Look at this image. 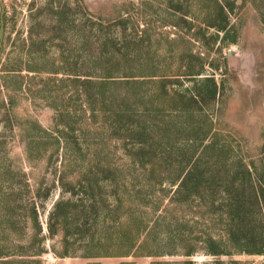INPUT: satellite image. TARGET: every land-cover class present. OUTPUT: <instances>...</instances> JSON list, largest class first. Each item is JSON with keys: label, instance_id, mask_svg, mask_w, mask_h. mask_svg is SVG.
<instances>
[{"label": "rangeland", "instance_id": "374dc122", "mask_svg": "<svg viewBox=\"0 0 264 264\" xmlns=\"http://www.w3.org/2000/svg\"><path fill=\"white\" fill-rule=\"evenodd\" d=\"M190 170L200 196L172 202ZM248 172L264 0H0V264H264Z\"/></svg>", "mask_w": 264, "mask_h": 264}, {"label": "trees", "instance_id": "16d2710c", "mask_svg": "<svg viewBox=\"0 0 264 264\" xmlns=\"http://www.w3.org/2000/svg\"><path fill=\"white\" fill-rule=\"evenodd\" d=\"M82 83L84 85V84L90 83V81H83ZM99 84L103 85L105 83L102 81V83H99ZM214 90H215V92L217 91V85H215V89ZM233 164L235 165V164H238V163L237 162L235 163V161H234ZM105 171H109V170L99 169L98 172H96V173L90 172V176H93L94 179H96V181H97L96 183L99 184V185H101L100 182H103V181L109 182L111 184L115 183L118 186L121 184V181H119L118 178H117V176H119L117 171H115V172L113 171V173H109V174L105 173ZM109 172H112V171H109ZM248 173H249V176H250L249 182H247V184L243 185V186L248 188V190L251 192L252 198L255 199V203L257 201V206H258V208L260 210V213L261 212L264 213V204H263L264 179L260 180L258 178L259 183H260V186H258L254 182V179L252 177V173L251 172H248ZM99 176H102L101 179L99 178ZM194 176H195L194 170H190V171H188L186 173V175L184 177L180 178L178 176L177 177L178 179L173 180V181L170 182L171 186L178 185L177 190L174 192L173 196L171 197V201L172 202L177 201L179 199V197H182L181 198L182 203H186L187 204L189 199L191 200V199L196 198L197 196H200V192L201 191H198L196 193L194 192V190H196L195 189L196 186H198V185L196 184V185L192 186L193 181H194ZM88 180H89V174L87 173L85 175V181H88ZM147 180H150L151 183L149 181H147ZM147 180H146V178H143V180H141V181L144 183V185L146 187H148V185L152 186V184H153L152 183V179H147ZM234 189H243V191H245V189L242 187V185H236L235 182H232L231 189H227V191H226L227 192L226 194H227L230 202L228 203V199H227V201L224 200V202H225L224 204H225V207L227 208V212H228V218L227 219H229L231 227H235L236 220H239L237 212L239 211V208H240L239 205L234 202V198L237 196V195H234ZM89 190H90V192H93L92 190H94V187H92L91 184L89 185ZM147 196H148V194H144L143 190L137 191L135 193V197H136L139 205H141V206H144L143 203L147 204V201L145 200L147 198ZM115 198H116V202L118 204H121V201H122L121 195L116 194ZM98 201L99 202L93 201V203L91 205V209H93L96 205L102 206L103 203H101L100 200H98ZM63 205H64V203H63L62 200L58 201L57 204H56V210L60 209ZM82 214L79 212V216L85 217L84 216L85 213H84V215H82ZM171 214H172V212L167 211L166 215L164 216V218H168V216L171 217ZM162 219H163V217H162ZM239 222H241V221H239ZM139 225H140V227H142V221H139L138 226ZM261 228H262V231H261V234L259 235V238H260L261 241L264 242V221H262ZM52 236H53V233H52ZM255 253L264 254V249L252 251V254H255ZM68 255H69V253L66 252L65 256H68ZM213 255H220V254L214 252Z\"/></svg>", "mask_w": 264, "mask_h": 264}]
</instances>
